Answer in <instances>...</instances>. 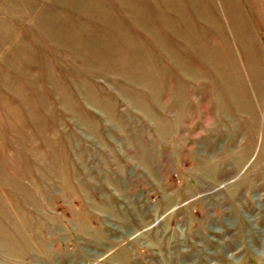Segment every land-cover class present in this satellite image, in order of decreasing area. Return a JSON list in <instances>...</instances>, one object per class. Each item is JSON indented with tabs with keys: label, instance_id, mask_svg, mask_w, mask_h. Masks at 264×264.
Masks as SVG:
<instances>
[{
	"label": "rangeland",
	"instance_id": "rangeland-1",
	"mask_svg": "<svg viewBox=\"0 0 264 264\" xmlns=\"http://www.w3.org/2000/svg\"><path fill=\"white\" fill-rule=\"evenodd\" d=\"M0 264H264V0H0Z\"/></svg>",
	"mask_w": 264,
	"mask_h": 264
}]
</instances>
